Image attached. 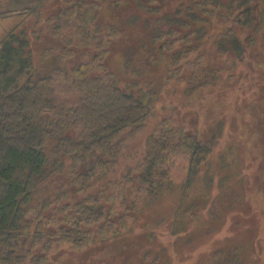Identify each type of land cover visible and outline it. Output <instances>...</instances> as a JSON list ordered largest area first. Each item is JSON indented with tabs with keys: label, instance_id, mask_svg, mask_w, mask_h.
<instances>
[{
	"label": "trees",
	"instance_id": "trees-1",
	"mask_svg": "<svg viewBox=\"0 0 264 264\" xmlns=\"http://www.w3.org/2000/svg\"><path fill=\"white\" fill-rule=\"evenodd\" d=\"M101 1L67 0L58 10L61 22L47 26L53 31L68 27L71 34L54 57L39 64L30 36L40 37V19L30 29L17 26L0 41V264H46L49 251L62 241L81 245L118 234L137 201L169 185L173 156L188 157L191 179L213 146L183 125L163 120L147 138L138 173L125 175L117 189L107 192L104 183L109 184L107 172L120 159L122 132L145 122L159 92L136 81L123 83L103 61L118 28L94 22ZM154 1L136 4L157 15L149 39L160 41L156 49L169 51L175 66L193 57L186 65L196 63L199 56L193 53L214 23L224 25L215 43L219 53L240 59L264 30V0H187L173 14H160L162 7ZM242 29L248 32L245 38L239 35ZM74 41L95 51L76 59ZM50 51L46 47L42 57ZM208 78L206 73L197 80L203 85ZM48 182L57 183L55 192L31 219L32 197Z\"/></svg>",
	"mask_w": 264,
	"mask_h": 264
},
{
	"label": "rangeland",
	"instance_id": "rangeland-1",
	"mask_svg": "<svg viewBox=\"0 0 264 264\" xmlns=\"http://www.w3.org/2000/svg\"><path fill=\"white\" fill-rule=\"evenodd\" d=\"M136 3L102 0L94 22L118 28L103 61L123 83L136 81L158 90V102L140 127L122 132L120 159L107 172L110 181L104 188L112 192L125 175L138 173L147 138L163 120L183 125L213 146L191 179L188 157L173 156L169 185L137 201L118 234L81 245L62 241L49 251L46 264H264V30L240 59L219 53L215 43L224 25L214 23L193 53L199 56L196 63L186 65L192 56L175 66L169 51L156 49L160 41L149 39L157 15ZM182 3L187 0L152 2L162 7L160 14H173ZM66 6L67 0H0V41L17 26L30 29L40 19V37L31 35L30 47L35 63L51 59L71 29L53 31L47 25L60 23L58 10ZM239 33L245 38L248 32ZM72 45L76 59L95 51L90 44ZM46 47L51 51L42 57ZM206 73L209 78L200 85L197 79ZM56 185L37 188L27 216L35 218Z\"/></svg>",
	"mask_w": 264,
	"mask_h": 264
}]
</instances>
